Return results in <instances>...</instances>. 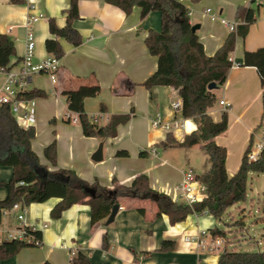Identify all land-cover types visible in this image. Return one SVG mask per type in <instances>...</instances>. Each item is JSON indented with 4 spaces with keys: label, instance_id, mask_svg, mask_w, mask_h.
Listing matches in <instances>:
<instances>
[{
    "label": "crops",
    "instance_id": "0c3cea01",
    "mask_svg": "<svg viewBox=\"0 0 264 264\" xmlns=\"http://www.w3.org/2000/svg\"><path fill=\"white\" fill-rule=\"evenodd\" d=\"M179 1L189 9V23L199 24L196 33L208 56L223 44L231 32L219 18L239 25L242 23L237 17L239 6L256 9L254 22L249 25L246 35L235 37V46L229 53L234 63L228 69L225 82L214 89L218 102L208 111L213 121L220 120L221 114L226 113L227 130L214 136V140L225 147V168L228 175H232L253 137L264 104L263 87L255 67L240 65L245 50L264 46V0ZM68 6L69 0H25L22 4L0 0V32L7 34L15 44L11 64L19 63L25 53L27 28L23 24L26 18L42 16L30 25L36 43L33 59L39 61L50 54L44 43L46 38L52 37L49 18H54L57 26H63ZM208 8L216 15L215 19L205 12ZM77 9L79 17L72 26L80 32L81 43L74 46L63 38L58 39L63 54L58 58L57 82L53 83L46 75L43 86H38L33 83V75L29 87L52 95V100L47 99L41 104L37 99L42 101L44 97L32 98L35 109L32 149L47 170L68 168L81 180L107 188L113 186V179L129 186L136 175L145 174L151 188L175 201L174 187L180 182L184 170L191 169L201 178L208 164L203 165L202 175L194 170L192 157L196 151H202L199 144L192 147L161 145L168 133L176 141H182L197 124L191 118H184L181 109L174 110L171 106L180 98L176 89L168 85L151 88L142 85L157 68V57L148 52L144 38L150 29H160V13L150 11L141 18L138 7L134 6L130 13L125 14L121 8L104 0H78ZM82 85L99 86L98 94L86 98L83 105L88 117L102 113L98 124L106 123L113 114L129 115L127 121L117 126L113 137L85 136L81 124H72L64 119L68 110L65 91ZM219 100L228 104L227 108L219 104ZM101 104L104 109H101ZM155 117L163 122L183 123L184 126L179 125L172 130L153 128L150 121ZM52 140L56 141L55 166L43 157V148ZM100 144L102 158L95 161L92 155ZM152 147L155 152H151ZM119 151L125 154H117ZM11 173V167L0 165V181L9 180ZM5 195L4 187L0 185V199ZM59 200L58 197H50L27 206L28 222L38 226L47 224L40 230L41 244L23 247L10 257L0 258V264H68L70 249L75 250V255L81 253L86 256L89 264H125L128 260L140 258L151 264H215L221 253L197 249L195 241L191 240L203 229L206 232L203 236L209 241L210 229L214 226L221 228L220 217L215 218L206 212L190 213L183 221L172 225L166 214L156 215L157 207L150 199L123 197L118 201L121 208L111 223H107L105 217L91 225L90 206L83 201L71 205L60 217H52V206ZM176 202L181 203L183 199ZM223 230L227 236L225 249L234 242L227 235L231 229ZM104 233L106 245H103ZM187 237L190 240H186ZM165 240L172 241L173 246L161 251L159 248Z\"/></svg>",
    "mask_w": 264,
    "mask_h": 264
},
{
    "label": "trees",
    "instance_id": "16d2710c",
    "mask_svg": "<svg viewBox=\"0 0 264 264\" xmlns=\"http://www.w3.org/2000/svg\"><path fill=\"white\" fill-rule=\"evenodd\" d=\"M25 0H10L22 4ZM118 8L125 14L130 13L133 7L140 8V17L143 18L150 11L160 13V29H150L144 38L148 52L157 57V68L143 82V86L168 85L176 89L181 98V114L184 118H191L196 122L195 130L186 134L182 141H176L168 133L162 146L192 147L199 144L208 157V169L201 176L205 187V195L197 202L189 205L185 202L173 201L167 194L155 191L150 187L148 177L138 174L129 186L112 180V187L107 188L99 183L89 184L81 180L77 174L68 168H59L56 171L47 170V166L40 164L37 154L31 147V140L35 136V127L27 129L18 126L8 105H0V165L12 168L11 178L0 181L6 195L0 199V215L4 208H10L16 201L23 205L33 202H44L50 197H58L50 211L54 218L71 205L85 202L90 206L89 223L94 225L100 219L108 217L113 205L118 204L120 198L136 197L150 199L157 207L156 215L166 214L170 223L176 224L185 219L190 213L206 212L219 218L230 206L246 199V181L249 172H264V151L257 161H249L247 156L248 144L243 151L237 171L228 175L225 168L226 150L218 145L214 136L227 130L226 113L221 114L218 121H213L208 111L216 106L218 98L214 89L207 88L210 82L216 87L222 85L228 69L232 65L229 53L235 46L236 36L244 37L248 27L254 22L256 9L239 6L237 17L242 22L237 25L235 32L231 31L223 44L210 56L205 55L202 43L192 24L189 23V9L179 0H104ZM78 0H69L65 9L66 20L63 26L56 25L54 18H49L48 27L52 37L45 39L46 50L60 58L63 49L58 39H65L74 46L82 41V36L72 26L79 17ZM15 54V44L7 34L0 32V67L12 68L11 57ZM240 65L255 67L258 72L261 87L264 93V46L255 50H245ZM99 86L82 85L75 90L65 91L67 108L79 116L83 134L90 137H113L119 124L128 120L129 115L113 114L106 123L94 124L90 121L83 108L86 98L95 97ZM46 92L33 88L24 93L27 99L45 97ZM104 109L103 105H100ZM125 154V152H117ZM43 157L51 165L57 164L56 141L52 140L43 148ZM96 190L91 196L86 188ZM264 207V204H263ZM211 236L226 238L223 229L214 226L210 229ZM103 245H106V233L102 235ZM32 245L21 241H2L0 243V258L10 257L23 247ZM173 246V242L165 240L159 250L166 251ZM74 264H89L86 256L77 253L73 258ZM49 264V263H44ZM215 264H264V251L240 252L233 249H223Z\"/></svg>",
    "mask_w": 264,
    "mask_h": 264
},
{
    "label": "built area",
    "instance_id": "2783aa9c",
    "mask_svg": "<svg viewBox=\"0 0 264 264\" xmlns=\"http://www.w3.org/2000/svg\"><path fill=\"white\" fill-rule=\"evenodd\" d=\"M205 12L209 13L212 19L216 18V15L211 12L210 8L206 9ZM40 17H42L41 14L29 16L23 24V26L27 28L25 38L26 48L19 63L12 68L6 66L0 67V105H8L16 124L25 129L33 126L35 121V109L33 107L32 98L27 99L24 97V93L31 90L29 87L33 75H47L53 83H56L57 70L59 68V59L52 53L46 55L39 61L33 59L36 43L30 25ZM219 20L224 25H227L230 31H234L238 25L237 22H230L223 18H219ZM232 63H234V61H232ZM181 104V98H178L171 103V106H173L174 110H178L182 108ZM219 104L224 105L226 108L228 105L224 103L223 100H219ZM101 115L102 113L91 115L89 119L92 123L96 124ZM64 119L72 124L79 123L78 114L69 109L65 112ZM259 120L255 131L252 133L253 137H251L248 143L247 156L249 161H257L264 151V104ZM150 122L153 128H164L165 130H172L173 128L179 127V125L180 127L184 126L183 123L180 124L176 121L171 123L163 122L158 117L152 118ZM151 152H155L154 147L151 148ZM174 188V199L177 200L182 198L183 202L189 205L197 202L205 195L203 182L191 169L184 170L180 182ZM119 208H121V206ZM27 209V205H23L18 201L13 203L10 208L2 209L0 215V243L2 241H21L32 246L41 244L40 230L46 227L47 224L41 223V226H38L34 222H28ZM205 234V230H199L196 237L191 239L195 241L197 249L200 248L208 251H222L224 249L225 238L210 235V240L206 241L203 236ZM186 240H190V238L187 237ZM75 253L74 249L69 250L68 264H74L73 258ZM125 264L151 263L140 258L139 260H128ZM199 264L205 263L199 262Z\"/></svg>",
    "mask_w": 264,
    "mask_h": 264
},
{
    "label": "rangeland",
    "instance_id": "374dc122",
    "mask_svg": "<svg viewBox=\"0 0 264 264\" xmlns=\"http://www.w3.org/2000/svg\"><path fill=\"white\" fill-rule=\"evenodd\" d=\"M45 78V75H34L33 83L43 86ZM47 99L49 101L52 100L50 92L47 93V97L41 99L42 101L37 99V102L41 104ZM99 123H102V120ZM201 150L200 152L196 151V155L192 157L195 164L194 170L200 175L203 173V165L208 164L207 154L203 149ZM246 186V199L231 206L220 216L219 226L223 229H231V231H227V235L234 242V244L229 245L228 248L225 247V249H233L240 252L264 251V172H249ZM229 223L231 225H228ZM226 241L227 238H225V243Z\"/></svg>",
    "mask_w": 264,
    "mask_h": 264
},
{
    "label": "water",
    "instance_id": "95a60500",
    "mask_svg": "<svg viewBox=\"0 0 264 264\" xmlns=\"http://www.w3.org/2000/svg\"><path fill=\"white\" fill-rule=\"evenodd\" d=\"M198 27H199V24H192L191 29H192V31H195ZM207 88H209L210 90L211 89H215L216 88V84L214 82H210V84L208 85ZM101 149H102V144H100L98 146L97 150L92 155L93 160L97 161V160H100L102 158L101 157ZM86 190L91 196H95L96 195V190H94L93 188L87 187ZM118 209H119V205L117 203H115V205H113V208H112L110 214L108 215V217L106 219L107 223H111V221L113 220V218H114L116 212L118 211Z\"/></svg>",
    "mask_w": 264,
    "mask_h": 264
}]
</instances>
